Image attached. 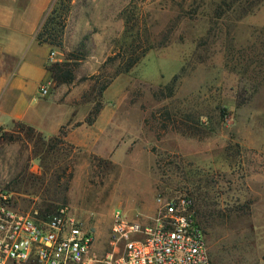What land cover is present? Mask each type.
I'll return each mask as SVG.
<instances>
[{
	"label": "rangeland",
	"instance_id": "rangeland-1",
	"mask_svg": "<svg viewBox=\"0 0 264 264\" xmlns=\"http://www.w3.org/2000/svg\"><path fill=\"white\" fill-rule=\"evenodd\" d=\"M218 1L71 0L60 25L49 24L61 43L29 52L73 66L72 81L49 79L59 104L44 123L48 133L64 121L69 144L17 121L0 126V190L16 208L68 204L93 229L90 254L100 258L123 248L111 234L114 209L146 222L159 197L187 195L209 212L213 264H264V0L239 19L213 18ZM132 39L154 46L117 73L116 54ZM175 74V94L156 98ZM165 106L199 118L191 125L202 132L160 130L149 116Z\"/></svg>",
	"mask_w": 264,
	"mask_h": 264
},
{
	"label": "built area",
	"instance_id": "built-area-1",
	"mask_svg": "<svg viewBox=\"0 0 264 264\" xmlns=\"http://www.w3.org/2000/svg\"><path fill=\"white\" fill-rule=\"evenodd\" d=\"M48 84H40L41 96L48 94ZM158 202L146 222L114 209L111 234L123 248L97 258L90 254L93 229L68 204L47 213L23 211L0 190V264H213L193 199L159 197Z\"/></svg>",
	"mask_w": 264,
	"mask_h": 264
},
{
	"label": "crops",
	"instance_id": "crops-1",
	"mask_svg": "<svg viewBox=\"0 0 264 264\" xmlns=\"http://www.w3.org/2000/svg\"><path fill=\"white\" fill-rule=\"evenodd\" d=\"M54 1L0 0V126L21 121L53 135L64 123L46 132L44 123L59 103L39 94L40 84L49 83L46 56L40 60L29 53L32 44L46 46L37 42L36 32Z\"/></svg>",
	"mask_w": 264,
	"mask_h": 264
},
{
	"label": "trees",
	"instance_id": "trees-1",
	"mask_svg": "<svg viewBox=\"0 0 264 264\" xmlns=\"http://www.w3.org/2000/svg\"><path fill=\"white\" fill-rule=\"evenodd\" d=\"M263 0H219L214 8H213V18L215 19H239L242 16L251 13ZM55 2V1H54ZM71 0H58V7L52 6L47 11L41 25L39 26L37 32H36V40L38 43L41 44H54L58 45L61 43L60 39L56 43H54V40L59 37L57 34H60V29L54 30V25L57 23L60 25V22L55 21L54 19L56 17H62L64 13L63 10H67L70 5ZM61 10V12L59 11ZM232 17V18H231ZM54 23L53 27H50L49 24ZM55 31H58L59 33H55ZM127 31H129L130 36H132V29L130 27H127ZM84 46V42H81V47ZM154 46V43L148 41L147 39L145 41H137L136 39H132L124 48L120 47L121 51H119L116 56L120 58L119 63L116 68V72H127L130 70V68L136 64L139 59L152 47ZM261 50L264 52V42L260 43ZM264 55V54H263ZM77 59H80L81 57H74ZM114 57H110L112 59ZM45 68L48 72V78L55 81L56 84L60 83H68L72 81L73 79V66L68 62H59V61H53L51 63H45ZM178 80L179 75L175 74L172 76V78L164 85L158 87V89L154 92V96L156 98H170L175 94V91L178 87ZM108 83L102 84L100 86V91L104 90L106 88ZM99 112L98 106L95 107L93 112H91L88 117L84 120V122L87 125H92L94 121L96 120V116ZM163 112V113H162ZM149 119H152L159 124V129L163 131L167 130H176L183 134L188 135H198L202 132V129H197L194 125L191 124H197L198 126L201 124L200 119L197 117H194L193 115L189 113L180 114L177 116L176 113H172L169 111L168 107L165 106L159 110L158 114L151 113L149 116ZM22 124V127L32 134L38 135L39 137L44 135V133L28 124H25L21 121H17ZM80 123H77L76 125H79ZM148 124V120H147ZM25 125V126H24ZM198 130V131H197ZM200 132V133H197ZM67 135L66 131V125L62 124L59 127V130L57 134L51 135L50 139L56 140L60 143H64L65 137ZM67 143V142H66ZM69 144V143H67ZM59 147H57L58 149ZM71 177V172L66 177L62 191H66L68 188V181ZM192 198V197H191ZM194 201V200H193ZM64 204V203H58L55 207H53V204H47L44 207H37L34 209H38L41 213H47L53 211L58 205ZM194 214L197 223L201 226L203 229L205 235H206V229L205 225L207 222V216L209 215V212L202 210L200 212H196L195 204H194ZM198 217L201 219L199 220ZM205 225H203V223Z\"/></svg>",
	"mask_w": 264,
	"mask_h": 264
}]
</instances>
